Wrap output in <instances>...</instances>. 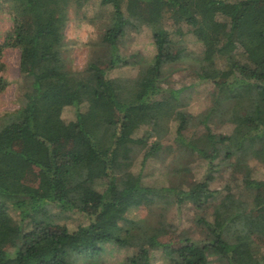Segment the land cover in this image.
Listing matches in <instances>:
<instances>
[{"label":"trees","instance_id":"obj_1","mask_svg":"<svg viewBox=\"0 0 264 264\" xmlns=\"http://www.w3.org/2000/svg\"><path fill=\"white\" fill-rule=\"evenodd\" d=\"M129 1L0 0L12 22L0 42V94L11 85L5 48L19 50L20 72L17 107L0 113V264H103L107 246L118 248L122 234L131 238L132 253L118 264H152L159 248L165 264H209L210 258L264 264V248L252 239L264 229V202L255 203L257 185L245 179L254 164L264 167V0H133L148 6L144 25L156 53L147 60L122 47ZM95 5L108 10L98 15L104 28L89 46L108 66L88 60L73 69L64 57L68 11L85 13ZM194 31L202 35L207 66L187 50L167 51ZM129 64H138L137 75L117 79L110 94L95 101L98 80ZM149 65L162 68L163 76L144 79ZM185 70L193 77L175 87L173 75ZM200 83L207 88L200 90ZM190 89L207 93L203 108L196 105L200 111L190 112L182 97ZM70 105L74 119L52 115L61 109L55 106ZM235 119L249 124L243 146L224 132ZM64 138L73 139L74 148L55 150ZM136 149L143 162L171 155L162 184L132 171ZM222 156L229 178L211 189L209 176ZM195 160L206 169L198 180L173 173ZM29 165L38 168L36 186L24 181ZM127 175L133 181L126 185ZM186 205L197 235L174 248L161 243L164 225L156 211ZM137 206H148V216L131 218ZM52 208L88 222L70 230ZM249 208L250 219L243 213ZM6 244H15L13 254L2 250Z\"/></svg>","mask_w":264,"mask_h":264},{"label":"rangeland","instance_id":"obj_2","mask_svg":"<svg viewBox=\"0 0 264 264\" xmlns=\"http://www.w3.org/2000/svg\"><path fill=\"white\" fill-rule=\"evenodd\" d=\"M108 6L95 5L91 11H86L85 13L82 10H75L70 8L68 11V22L64 31V57L67 64L73 69H81L85 63L90 60L96 63L98 66L105 68L107 61L99 57L95 51L90 50L89 43L90 41H95L98 39V35L103 30V19L99 18L101 12L107 9ZM127 21L123 25L124 28V37L122 38V47L123 50L128 54H136L137 57H144L147 59L152 58L156 53L155 39L148 31L144 25V19L148 11V6L143 2H137L130 0L126 5ZM101 10V11H100ZM10 16L6 10V7L0 8V42L4 39V34L11 27ZM202 35L199 31L189 32L183 36V42L180 45H170L167 46V51L169 53H174L176 51H182L183 54L187 51L197 55L202 60L204 66L209 65L211 62L203 59L202 50ZM187 50V51H186ZM136 60V59H135ZM3 61L6 64V75L11 81V85L0 94V113L4 110H11L17 107L15 103V91L16 83L19 79V50L16 48H5L3 51ZM138 72V64L136 65H120L117 66L111 71L106 78L98 80L96 84V89L93 95L95 101L106 98L110 94V90L113 86L116 85L117 79H129L134 78ZM163 76V69L156 68L149 65L146 68L144 74V79H154L156 77ZM189 70L178 71L173 75V79L177 80L175 87H182V83L187 82L191 79ZM200 90L206 89L207 85L200 83ZM207 93L205 90L202 93H198L193 89L186 91L182 95L185 102L188 104V110L190 112L200 111L196 110V105L199 108H203L202 104H199L200 101L203 102L206 99ZM110 101V108L114 106ZM61 109H55L52 112V115L57 118H62L64 120H72L75 116V107L74 106H55ZM195 109V110H193ZM249 124L245 120H234L232 124H228L224 128L227 138L231 140L234 144H239L243 146L249 140L244 139V133L248 130ZM203 130L202 127L194 130V133H199ZM21 145L20 141L15 142V146L19 147ZM74 141L71 138H64L57 141L53 148L55 150H71L74 148ZM140 150L136 149L133 155V166L132 171L137 172L138 170H143L146 174V180H149L151 183L162 184L166 180L167 173V161L170 160L171 155H168L166 159L161 162L157 158H150L146 162L142 161V153ZM101 162V161H100ZM226 160L224 157H220L217 160L215 168L211 172L208 180V186L211 189H221L226 186V181L229 178V172L225 168ZM97 164V163H95ZM99 164V163H98ZM98 166H95V169ZM205 166L198 160L192 162L190 167H181L175 169L173 173L178 174L181 179L184 181H193L198 180L203 176L206 171ZM98 169V168H97ZM248 175L245 179L249 180L251 183L257 185L256 196L254 199L256 204L264 202V188L261 184L264 182V167L261 165L254 164L253 169L250 171L246 170ZM126 185L130 184L133 179L127 175ZM24 181L29 184L36 186L39 181L38 168L33 165H29ZM50 212L55 216L60 224H65L68 229H73L79 223H87L88 220L84 219L83 216L72 213L68 214L65 212H60L58 208L49 209ZM13 216V219L17 222V215L15 211H9ZM149 207L148 206H137L133 207L129 216L133 219L142 218L148 216ZM244 216L247 218H252L253 213L251 208L243 210ZM157 218L164 225V231L159 235V241L161 243H167L172 248L178 247L181 244V241L184 238L196 236L197 231L194 227V215L193 211L186 206H182L177 209L174 206H171L168 209H159L156 211ZM253 241L261 245L264 248V229H262L257 235L252 236ZM118 248L114 246H107V253L102 257L101 261L103 264H118V260L124 258L127 255L132 253V240L126 234H122L119 237L117 242ZM120 246V247H119ZM3 251H6L9 254H13L15 244H6L2 247ZM6 249V250H5ZM109 250V251H108ZM209 264H220L217 261H213V258H210ZM152 264H165L163 261V251L161 248L154 252Z\"/></svg>","mask_w":264,"mask_h":264}]
</instances>
